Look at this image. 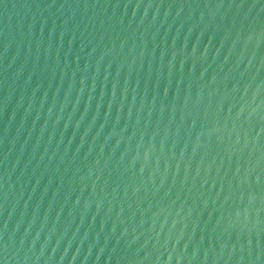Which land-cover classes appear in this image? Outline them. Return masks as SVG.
Wrapping results in <instances>:
<instances>
[{
	"label": "water",
	"instance_id": "95a60500",
	"mask_svg": "<svg viewBox=\"0 0 264 264\" xmlns=\"http://www.w3.org/2000/svg\"><path fill=\"white\" fill-rule=\"evenodd\" d=\"M0 264H264V3L0 0Z\"/></svg>",
	"mask_w": 264,
	"mask_h": 264
},
{
	"label": "snow or ice",
	"instance_id": "6c2138e0",
	"mask_svg": "<svg viewBox=\"0 0 264 264\" xmlns=\"http://www.w3.org/2000/svg\"><path fill=\"white\" fill-rule=\"evenodd\" d=\"M261 3H264V0H261ZM249 244H251V241H249Z\"/></svg>",
	"mask_w": 264,
	"mask_h": 264
}]
</instances>
